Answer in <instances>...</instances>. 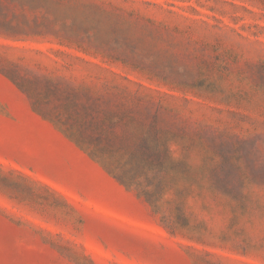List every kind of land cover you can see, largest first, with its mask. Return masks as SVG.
I'll return each instance as SVG.
<instances>
[{"label": "rangeland", "instance_id": "rangeland-1", "mask_svg": "<svg viewBox=\"0 0 264 264\" xmlns=\"http://www.w3.org/2000/svg\"><path fill=\"white\" fill-rule=\"evenodd\" d=\"M0 1V264H264V0Z\"/></svg>", "mask_w": 264, "mask_h": 264}, {"label": "trees", "instance_id": "trees-1", "mask_svg": "<svg viewBox=\"0 0 264 264\" xmlns=\"http://www.w3.org/2000/svg\"><path fill=\"white\" fill-rule=\"evenodd\" d=\"M1 2H3L2 0H0Z\"/></svg>", "mask_w": 264, "mask_h": 264}]
</instances>
